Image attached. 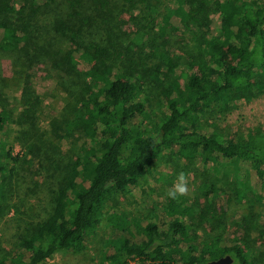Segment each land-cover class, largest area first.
<instances>
[{"label":"trees","instance_id":"trees-1","mask_svg":"<svg viewBox=\"0 0 264 264\" xmlns=\"http://www.w3.org/2000/svg\"><path fill=\"white\" fill-rule=\"evenodd\" d=\"M166 2L162 8V0H0V209L9 179L28 154L62 161L53 140L35 138L23 153L4 143L12 118L2 93L4 59L23 83L19 124L38 122L42 98L28 68L49 60L65 92V128L94 148L65 162L51 213L31 222L0 254V264H40L57 251L82 252L103 220L112 236L99 264H208L226 254L231 264H264V241L253 248L250 232L231 238L198 233L203 224L224 220L225 210L212 201L168 196L144 217H127L111 204L149 174L165 150L232 171L247 188L235 187V198L264 204V131L219 132L209 121L264 87V0ZM125 11L133 29L121 34L117 15ZM167 33L188 46L185 54L170 56ZM151 90L163 94L164 111L147 121ZM216 190L212 185L204 194Z\"/></svg>","mask_w":264,"mask_h":264},{"label":"rangeland","instance_id":"rangeland-1","mask_svg":"<svg viewBox=\"0 0 264 264\" xmlns=\"http://www.w3.org/2000/svg\"><path fill=\"white\" fill-rule=\"evenodd\" d=\"M162 2L161 6L164 8L167 2L166 0ZM117 17L122 26L119 33L133 29L128 12H120ZM212 17L218 20L215 9L212 11ZM174 34L167 33L171 38L167 49L172 58L177 54H185L184 49L188 47L173 42ZM61 45L65 48L68 43L63 41ZM3 69L7 80L2 86V93L8 98V111L12 114L3 136L4 143L6 146H12L14 153H23L27 149L26 146L35 141V138L53 140L62 150V153H55L57 159L62 161L59 164H50L30 153L27 156L28 162L17 166L15 174L6 185V196L2 200L0 209V254L15 246L20 235L27 233L31 222L42 220L51 213L65 162L71 158L75 159L78 155L88 157L94 150L92 143L80 132L70 131L64 126L66 117L61 116V113L65 105V92L57 84L59 71L53 62L38 60L28 68L32 84L42 98L39 119L33 126L18 123L16 116L22 108L23 83L12 73L9 59L3 60ZM259 75L264 76L261 73ZM91 79L89 78L92 82ZM145 98L150 104L148 111L150 119L147 121L155 120L164 111V96L158 90H151ZM209 121L219 132L261 133L264 131V87L259 89L250 100L235 101L226 111L215 112ZM57 126L64 127L59 135L56 133ZM224 170L218 171L213 166L193 164L165 150L156 160L150 173L140 178L138 184L132 186L130 191L113 196L111 204L127 217H144L157 203L168 199L167 190L176 175L183 172L187 185L185 195H189L191 201L198 200L200 203L209 204L214 202L213 204L220 208V213L221 208L225 210L221 224H203L198 228V233L210 238H231L241 235L236 234L238 232L243 234L250 232L252 247L257 249L260 242L264 241V218L260 215L264 213V204L250 205L247 201L235 198L232 193L235 187L245 188L244 190L247 188L232 171ZM212 185L216 187L217 192L204 194ZM111 236L112 230L103 220L84 251L78 253L57 251L40 264H99L106 242Z\"/></svg>","mask_w":264,"mask_h":264},{"label":"clouds","instance_id":"clouds-1","mask_svg":"<svg viewBox=\"0 0 264 264\" xmlns=\"http://www.w3.org/2000/svg\"><path fill=\"white\" fill-rule=\"evenodd\" d=\"M186 191H187V185H186L185 175L183 172H179L176 175L174 181L172 182V185L167 190V195L170 198L175 199L177 198V196L185 194Z\"/></svg>","mask_w":264,"mask_h":264},{"label":"water","instance_id":"water-1","mask_svg":"<svg viewBox=\"0 0 264 264\" xmlns=\"http://www.w3.org/2000/svg\"><path fill=\"white\" fill-rule=\"evenodd\" d=\"M232 262L233 257L230 254H226L224 256L210 260L208 264H231Z\"/></svg>","mask_w":264,"mask_h":264}]
</instances>
